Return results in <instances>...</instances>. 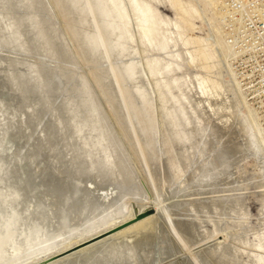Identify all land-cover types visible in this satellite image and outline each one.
Instances as JSON below:
<instances>
[{"label": "rangeland", "instance_id": "rangeland-1", "mask_svg": "<svg viewBox=\"0 0 264 264\" xmlns=\"http://www.w3.org/2000/svg\"><path fill=\"white\" fill-rule=\"evenodd\" d=\"M116 3L119 40L98 1L0 0V264L146 211L70 264H264V0Z\"/></svg>", "mask_w": 264, "mask_h": 264}, {"label": "bare ground", "instance_id": "bare-ground-1", "mask_svg": "<svg viewBox=\"0 0 264 264\" xmlns=\"http://www.w3.org/2000/svg\"><path fill=\"white\" fill-rule=\"evenodd\" d=\"M95 1H98V3L99 4H101L102 5V8H101V10L103 11V15L104 16H106L107 18H110V20L112 19V21L110 22V21H107L108 19H106V21L110 24V27H112L111 28V31L112 30H115L116 29V33L118 34V36L116 37V39L117 40H119V39H122L123 37H124V32H122L121 31V33L123 34L122 36H119V33L117 32V29H118V31H119V28H117L118 26H119V24L121 23V21H122V19H123V17H122V19H120L121 17V10H119L120 9V7L119 6H117V8H116V10L118 11H116L113 7V10L111 11L110 9H109V6L112 4V5H118V3H116L117 1L116 0H95ZM217 1V0H216ZM219 1V0H218ZM211 2H213V4H214V1H211ZM97 3V2H96ZM108 3H109V5H108ZM111 3V4H110ZM141 5V4H140ZM137 7H140V6H138L137 5ZM100 8V7H99ZM111 8V7H110ZM136 8V7H135ZM138 9H136V11H137ZM140 10H141V7H140ZM139 10V15H141V16H139V18L141 19V26L143 27V29L145 30V36L147 35V34H150L151 32H152V23H153V19L155 18V16H154V18H153V16L152 15H150L149 14V12L143 7V9L140 11ZM99 11V10H98ZM101 11V12H102ZM123 11V10H122ZM100 12V13H101ZM120 12V14H118ZM124 12V11H123ZM191 12V11H190ZM100 13H99V15H100ZM101 14V15H102ZM102 15V16H103ZM123 15V14H122ZM125 15V14H124ZM103 16V17H104ZM126 16V15H125ZM124 16V17H125ZM103 19H105V18H103ZM119 21H120V23H119ZM105 23V22H104ZM119 23V24H118ZM151 24V25H150ZM154 24H155V22H154ZM105 25H107L106 23H105ZM118 25V26H117ZM150 25V26H149ZM152 26V27H151ZM107 27H109V26H107ZM109 29V28H108ZM121 30V29H120ZM114 32V33H115ZM121 33H120V35H121ZM151 35V34H150ZM149 36V35H148ZM148 38V37H147ZM150 38H151V36H150ZM123 39H125V38H123ZM152 39V38H151ZM149 39H147V41H148ZM151 42V41H150ZM120 44H121V46H120ZM119 44V46L120 47H122V49L119 51V52H117L118 54H119V56H120V54H123L122 52L125 50V44L122 42V43H120ZM133 65H134V63H132ZM129 66V65H128ZM131 66V65H130ZM129 66V68H130V71L133 69V70H135L134 68H135V66H133V68L131 69V67ZM167 67V66H166ZM174 69V68H173ZM127 70V72H128V68L126 69ZM126 70H124V72L126 71ZM169 72H171V70H169ZM130 73V72H129ZM128 73V74H129ZM132 73V72H131ZM172 77V76H171ZM180 120L181 119H178L176 122H175V124H176V127H179V126H181L182 125V123L180 122ZM206 122V121H205ZM203 124H205V123H203ZM208 124V123H207ZM200 125V124H198V125H196V126H194V128H193V131L191 132V135H190V137L192 138V141H193V143H191V146L189 145V147H190V151H189V149L188 150H186V151H182L181 150V152H180V160L181 161H183V163H185V162H187L188 163V160H185L186 159V157H196L198 154L199 155H202V156H204L205 155V153H207V151L211 148V146L213 145V144H215V143H217V142H219V140H217V138L220 136H218V134L216 133V129L214 128V127H206V126H208V125ZM209 126H211L210 124H209ZM207 132V133H206ZM218 133H219V131H217ZM210 134V136H208L209 138L208 139H206L205 141H203L204 139H203V135L204 134ZM195 134V136L196 135H198L197 137H192V135H194ZM205 134V135H206ZM216 134H217V136L218 137H216L215 138V136H216ZM186 139H188V138H186ZM201 141H203V143L205 144L203 147H201L199 144H201L202 142ZM202 145V144H201ZM188 147V146H187ZM203 148H204V150H203ZM189 152V156L186 154V153H188ZM220 152H218V158L220 159V156H223L221 153L219 154ZM229 154V153H228ZM145 210H147V209H145V208H143V210H141L140 211V213H142L143 211H145ZM212 211V210H211ZM210 211V212H211ZM213 212H214V210H213ZM138 214H131V216H129L130 218H128V219H130V220H128V221H125V222H123V223H121V224H112V226H109V227H106V228H103V229H99V230H97V232L96 233H94V234H91V235H89L88 237H85V238H83V239H81L80 241H77V242H73L72 244H68V245H66L65 247H61V248H57V250H55V251H53V252H50V254H47V255H45V260L43 259V262H48V260L50 259V257H53V256H55V255H59V254H62V253H65L67 250H70L71 248H73V247H75V246H79V245H81V243H83V242H85V241H88V240H90V239H94V238H96L97 236H99V235H101V234H109V233H111L114 229H116V228H118V227H120V226H122V225H124V224H126V223H128L129 221H131V220H133V218L135 217V216H137ZM12 219V218H11ZM155 218H153V216L152 215H150V216H147V217H144L143 218V220H141V221H139V222H136V223H134L133 225H130V226H128V228H125V229H123V230H121V231H117V232H113L112 234H109L108 235V237H105V238H103V239H100V240H98L96 243H94V244H91V245H88V246H85V247H82L80 250H77V251H74L73 253H71V254H69V255H66V257H63V258H60V259H57V260H55V261H52V262H50V263H48V264H70V263H73L74 261H75V259H80L82 256H84V255H86V254H88V253H90V252H93V251H97V249L99 248V247H101V246H103V245H105L107 242H111L112 241V239H116V238H118V237H120V236H123V235H125L126 233H128V232H130V231H134L135 229H140V228H142L143 229V225L144 226H148L149 225V223L151 222V221H153ZM156 220V219H155ZM157 220H159V219H157ZM15 222V221H14ZM157 222V221H156ZM155 222V223H156ZM6 223H7V221H6ZM16 223V222H15ZM10 224V223H9ZM13 224V223H12ZM17 224V223H16ZM148 224V225H147ZM15 225V224H14ZM16 226V225H15ZM5 227H6V225H5ZM9 227V226H8ZM12 228H13V226H12ZM15 228V227H14ZM147 228V227H146ZM150 228V227H149ZM6 230V229H5ZM10 231H11V229H10ZM11 233H12V231H11ZM146 233V232H145ZM6 233H4V235H5ZM133 234V233H132ZM139 234V233H138ZM142 234H143V232H142ZM9 235V234H8ZM10 235H12V234H10ZM134 235V234H133ZM146 236V235H145ZM5 237H7V236H5ZM10 237V236H9ZM142 237V236H141ZM148 238V237H147ZM6 240V239H5ZM10 240V239H9ZM7 241V240H6ZM6 241H5V243H6ZM27 242V241H26ZM47 242V241H46ZM37 243V242H36ZM41 243H43V242H41ZM50 243V242H49ZM36 245V244H35ZM41 245V244H40ZM48 245V244H47ZM20 246V245H19ZM30 246V245H29ZM43 246V245H42ZM19 248V247H18ZM39 251H40V249H38ZM43 250V249H42ZM258 251V250H257ZM77 252V253H76ZM30 253V252H29ZM28 253V254H29ZM1 254V253H0ZM26 254V253H25ZM91 254V253H90ZM263 254V253H262ZM43 255V254H42ZM41 255V256H42ZM27 256V255H26ZM21 257V256H20ZM29 257V256H28ZM80 257V258H79ZM22 258V257H21ZM20 259V258H19ZM82 259V258H81ZM3 260V259H2ZM10 260V259H9ZM12 261V260H11ZM11 261H8V262H11ZM32 261V260H31ZM16 262V261H15ZM14 262V263H15ZM26 262V261H25ZM38 262V261H37ZM36 262V263H37ZM259 262H261V261H259ZM32 263V262H31ZM39 263V262H38ZM262 263V262H261ZM3 264H5V263H3ZM9 264V263H8ZM12 264V263H11ZM27 264H30L29 262L27 263Z\"/></svg>", "mask_w": 264, "mask_h": 264}, {"label": "water", "instance_id": "water-1", "mask_svg": "<svg viewBox=\"0 0 264 264\" xmlns=\"http://www.w3.org/2000/svg\"><path fill=\"white\" fill-rule=\"evenodd\" d=\"M150 214H151V211H146V212H144L143 214H140V215L136 216L135 218H133V220L129 221L128 223H126V224H124V225H122V226H120V227L114 229V230H113L111 233H109V234H112L113 232L121 231V230H123V229H125V228H128V226L133 225L134 223L143 220L144 217L149 216ZM109 234H101V235L97 236V237L94 238V239H90V240H88V241H85V242L81 243V245H79V246H75V247L71 248L70 250H67L65 253H62V254H59V255H55V256H53V257H50V259L48 260V262H46V264H48V263H50V262H52V261H55V260H57V259H60V258L66 257V255H69V254L73 253L74 251L80 250L82 247H85V246H88V245L94 244V243H96L98 240L103 239V238H105V237H108Z\"/></svg>", "mask_w": 264, "mask_h": 264}]
</instances>
